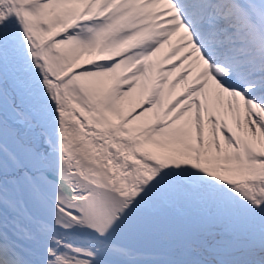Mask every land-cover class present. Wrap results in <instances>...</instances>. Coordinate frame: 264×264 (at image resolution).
I'll use <instances>...</instances> for the list:
<instances>
[{"label": "snow or ice", "instance_id": "snow-or-ice-1", "mask_svg": "<svg viewBox=\"0 0 264 264\" xmlns=\"http://www.w3.org/2000/svg\"><path fill=\"white\" fill-rule=\"evenodd\" d=\"M0 264H264V0H0Z\"/></svg>", "mask_w": 264, "mask_h": 264}]
</instances>
